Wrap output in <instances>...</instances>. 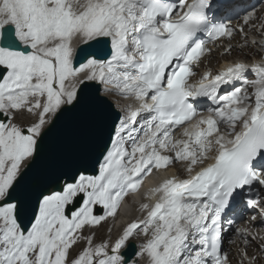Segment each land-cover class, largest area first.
I'll return each instance as SVG.
<instances>
[{"label":"snow or ice","instance_id":"6c2138e0","mask_svg":"<svg viewBox=\"0 0 264 264\" xmlns=\"http://www.w3.org/2000/svg\"><path fill=\"white\" fill-rule=\"evenodd\" d=\"M210 7V0H0V264H129L128 241L138 233L146 239L136 256L146 264H230L222 234L235 198L243 194L264 223V62L228 63L189 82L212 51L207 41L235 30L210 19ZM255 18L253 9L243 22ZM86 82L111 85L102 91L131 103L95 174L60 171L58 152L73 133L57 153L48 146L61 121L107 103ZM199 98L214 105L207 115ZM23 114L32 119L18 123ZM175 162L186 177L165 175L140 191L146 176ZM129 194L140 198L142 218L114 239L83 234L114 220ZM235 231L245 244L241 264H256L246 246L257 236Z\"/></svg>","mask_w":264,"mask_h":264},{"label":"water","instance_id":"95a60500","mask_svg":"<svg viewBox=\"0 0 264 264\" xmlns=\"http://www.w3.org/2000/svg\"><path fill=\"white\" fill-rule=\"evenodd\" d=\"M86 84L89 92L104 96L107 103L103 106H93L85 117L61 121L57 132L50 138L48 146L50 153H57L58 147L64 139V134L69 131L73 133L70 139L64 140V147L58 152L60 171L80 168L86 172L94 173L97 157L104 150L105 143L109 141L119 117V110L112 101L100 93V85L96 82H86ZM155 183L156 181L149 186ZM135 199H138V196H135ZM123 209L129 210L127 206ZM29 213L30 219L31 209H29ZM134 249V244L129 243L126 254L129 257L132 256Z\"/></svg>","mask_w":264,"mask_h":264},{"label":"rangeland","instance_id":"374dc122","mask_svg":"<svg viewBox=\"0 0 264 264\" xmlns=\"http://www.w3.org/2000/svg\"><path fill=\"white\" fill-rule=\"evenodd\" d=\"M251 1V0H250ZM262 3H263V5H264V0H259V3L256 5V9H254L255 10V13H256V16H258V15H260V18H258L257 20L255 19V21H254V23H252V22H249L248 24H247V26L248 27H246V29L244 28L243 29V32H241L240 30H238V35H234L235 37L233 38V39H230V41L229 40H227V41H225V42H220V43H218L217 44V47H216V49L215 50H220V47H222L223 45H225V43L226 42H229V43H234V42H236L238 39H236V37L238 36L239 38H240V41L241 42H239V44L237 45L238 46V49L239 50H242V48H243V50L248 54V57H243V56H234V57H231V58H228V59H232V58H238L239 60H241V59H243L242 61H244V62H247L246 60L249 58H251L252 57V55L253 56H255L254 54H253V52L250 50L251 48H253L254 50H255V53L258 55V57L260 56V58L262 59L263 57H264V44H262V41H264V29L261 27V19L262 18H264V12H262L261 10L262 9H259L260 8V6H262ZM264 9V8H263ZM247 10V9H246ZM245 27V24L244 23H242L240 26H239V28H242V27ZM255 30H256V32H255ZM236 32V31H235ZM234 32V33H235ZM240 34V35H239ZM232 40V41H231ZM253 41H255V43H253ZM214 54H217V52L216 53H214ZM257 57V58H258ZM229 63V62H228ZM205 65H207V69H210V70H212V68H214L215 67V65H213L212 67H210L209 65H208V61H206V64ZM201 66H203V65H201ZM249 76H252L251 74L249 75ZM248 90V92L249 93H251L252 92V88L250 87L249 89H247ZM115 95V94H114ZM116 96V95H115ZM28 118H31L30 116H28L27 114H23V115H19V116H17V122L18 123H26L27 121H28ZM27 120V121H26ZM177 166H178V169L180 168V170H182V172H184V165L181 163V162H177ZM176 168V167H175ZM177 169V170H178ZM163 174H161V176L159 177V176H156L157 178L155 179L156 180V182H158L161 178H163V176H162ZM166 175V174H165ZM159 178V179H158ZM135 205H137V203H133L132 204V207H135ZM136 211V210H135ZM132 212H133V210H132ZM137 212H139V210L137 211ZM245 221V225H247V223L249 222L247 219H244ZM106 223V224H105ZM108 223V224H107ZM109 223H110V218L107 220V221H105V222H102V224H101V226H99V227H96L95 229H92V228H85L84 230H83V234L84 235H92L93 233H94V237H93V239H94V242H96V243H99L101 240H102V238L104 237V235H105V237H104V239H109V238H112V239H114L115 238V236L120 232V230L119 231H115L114 233H112L111 234V236H109V232H108V225H109ZM237 223V222H236ZM234 227V228H233ZM233 227H232V230H231V232H233L232 233V235H234V233L236 232L235 231V229H237V228H240L241 227V225L240 226H238L237 227V225L236 224H234L233 223ZM247 229L248 230H250V228L249 227H247ZM85 231H87L86 233H85ZM135 239L133 240L132 239V241H136V240H138L139 239V236L138 237H134ZM144 238V237H143ZM236 242V239H224V244H223V250H224V252H226V253H228L229 255H228V257L230 256L231 258L229 259L230 260V264H241V261H242V257H238L237 256V252L236 251H233L232 250V252H231V249H229V247L231 248L232 247V249L234 248V243ZM258 242V241H257ZM250 243H252L253 245L255 244V246L253 247V246H250V247H246V250L248 249H251L252 250V252L251 253H249L248 252V250H247V253H248V255L249 256H255L256 257V255H258L259 254V252L260 251H257L256 250V248H257V245H256V243H254V241H251ZM252 244H248V246L249 245H252ZM84 245V241H80V242H78L77 243V245L73 248V249H71V253H76V252H78V250L82 247ZM238 249H239V251H240V254H241V251L242 250H244L245 249V245H244V243H242L241 244V246H239L238 247ZM233 253H234V257L233 256H231V254L233 255ZM139 262L140 263H142V262H144L145 264H146V258H144V257H139ZM258 262V263H257ZM243 264H247V261L245 260V261H243ZM256 264H263V261L261 260V258L259 257L258 259H257V257H256Z\"/></svg>","mask_w":264,"mask_h":264},{"label":"bare ground","instance_id":"6f19581e","mask_svg":"<svg viewBox=\"0 0 264 264\" xmlns=\"http://www.w3.org/2000/svg\"><path fill=\"white\" fill-rule=\"evenodd\" d=\"M244 0H240L239 2H243ZM254 1H258V0H254ZM239 2H235V3H233V4H230V5H228L227 6V8H229V9H232V8H234L235 6H237V4H239ZM246 3V2H245ZM263 5V4H262ZM212 7H214V8H216L217 10H219L222 6L220 5V4H212ZM253 8H256V6L254 7L253 6ZM244 9H247V6L244 8ZM260 9H262V11L264 10L263 9V7H261L260 6ZM238 13V12H237ZM237 13H235V12H230L229 14H228V17H235L236 16V14ZM221 16H225V13H222L221 14ZM258 18H260V15H258V16H256V20L258 19ZM227 19H230V18H227ZM239 19V18H238ZM255 19L254 20H252V21H250V22H252V23H254V21H255ZM239 21H241V23L243 22V19H241V20H239ZM238 23V22H237ZM246 27H248L247 25H245V27L243 26V29L245 28L246 29ZM264 29V28H263ZM255 32H256V30H255ZM236 35H238V34H235V36ZM240 35V34H239ZM234 36V37H235ZM236 39H238L236 42H234V43H229V42H226L225 43V45H223L222 47H220V50H218L217 51V54H214V53H216L215 51H212L210 54H208V56H207V58L206 59H204L201 63L202 64H204L206 61H208V65L210 66V67H212L213 65H215V67L214 68H212V70H214L215 68H217V67H220V68H222L224 65H226V64H228L227 62H221V64H219V62H220V60L222 59V60H227L228 58H231V57H234V56H243V57H248V54L243 50V48H242V50H239L238 49V44H239V42H241L240 41V38L237 36L236 37ZM230 41V40H229ZM220 43V42H219ZM229 46H231V49H230V51H228V52H226L225 51V49L226 48H228ZM252 52H253V54L255 55L254 56V58H257L258 56H257V54L255 53V50L253 49V48H251L250 49ZM253 56V55H252ZM260 57V56H259ZM258 57V58H259ZM249 59V58H248ZM223 65V66H222ZM222 66V67H221ZM205 67H207V65H205ZM211 70V71H212ZM197 76H199V75H197ZM101 86H102V89H104V87H103V84H101ZM104 86H106V85H104ZM106 87H109V86H106ZM102 94H104L106 97H108L112 102H113V104H114V106L119 110V111H121V112H123V109H124V106L125 105H127V103L125 102V101H123L122 99H120L119 97H121V96H115L114 94H112V93H108V94H106V93H104L103 91H102ZM30 119H32V117L31 118H28V120H30ZM27 121V120H26ZM175 138V137H174ZM176 165H178L177 164V162H175V163H173V167H171V168H168L167 169V172L165 173V172H162L163 174H167V175H172L173 173H174V170H175V167H176ZM178 171L179 172H181V173H183V174H185V172H182V170H180V168L178 169ZM177 171V172H178ZM161 175H159V177H160ZM163 176V175H162ZM157 178V177H156ZM155 178V179H156ZM159 179V178H158ZM156 181V180H155ZM135 196H137V195H135ZM126 202H129V200H127V201H125L124 203H126ZM133 204V203H132ZM131 204V205H132ZM123 210H125V209H123ZM126 211V210H125ZM244 217H246V216H244ZM229 218H233V217H229ZM247 219V218H246ZM248 220V219H247ZM245 220H241V221H239V222H237L236 223V225H237V227L238 226H240L241 225V229H243V228H247V227H249L250 228V230H249V232L251 233V234H254V235H256L257 236V239L254 241V243H256V245H257V248H256V250L257 251H260V249H259V245H260V243L262 242V240H264V223H262L261 222V218H260V216L259 215H257V218L255 219V221H250V218H249V222L247 223V225H245V222H244ZM106 224V223H105ZM108 224V223H107ZM121 227V226H120ZM109 229H111V231L109 232ZM87 231H85V233H86ZM108 232H109V236H111V234L112 233H114L115 232V229L112 227V224L111 223H109V225H108ZM229 232H230V228H229ZM229 232H226L225 234H224V238L223 239H236V242L234 243V248L232 249V247L230 248L229 247V249H231V252H232V250L233 251H236L237 252V256L238 257H241V254H240V251H239V249H238V247L239 246H241V244L242 243H244V241H243V238H241L240 236H238L237 235V233L235 232L234 233V235H229ZM139 234V233H138ZM137 234V235H138ZM236 236H238V238H236ZM104 237H105V235H104ZM104 237L102 238V239H104ZM112 237V236H111ZM135 239V238H134ZM133 239V240H134ZM258 241V242H257ZM248 244H252V243H248ZM248 244H247V248L248 247H250V246H255V244L253 245H249L248 246ZM245 245V244H244ZM248 250V249H247ZM248 252L249 253H251L252 252V250L251 249H249L248 250ZM226 253V252H225ZM228 254V253H227ZM229 255V254H228ZM231 256H233L234 257V253H233V255L231 254ZM252 256V255H251ZM256 257H257V259L260 257L261 258V260L263 261V264H264V253H262L261 251L259 252V254L258 255H256ZM231 257L229 256V259H230ZM229 262H230V260H229ZM258 263V262H257ZM234 264V263H233Z\"/></svg>","mask_w":264,"mask_h":264}]
</instances>
